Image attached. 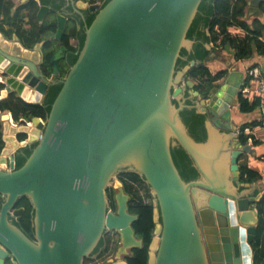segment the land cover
Returning a JSON list of instances; mask_svg holds the SVG:
<instances>
[{
  "label": "water",
  "instance_id": "obj_1",
  "mask_svg": "<svg viewBox=\"0 0 264 264\" xmlns=\"http://www.w3.org/2000/svg\"><path fill=\"white\" fill-rule=\"evenodd\" d=\"M63 1L82 19L84 11L97 12L64 79L58 78L64 45L53 54L48 79L41 69L44 42L30 47L0 32V102L15 94L41 105L49 88L62 86L46 121L16 123L10 113L2 115L0 264L8 252L14 264H84L110 231L121 237L119 254L142 248L132 228L137 216L129 213L122 185L117 212L109 206L107 189L123 171L142 176L153 194L157 225L148 264H253L259 222L253 205L260 197L253 184L241 181L239 163L254 153L232 123L244 74L229 73L220 89L204 98L186 80L195 61L176 71L182 50L193 49L187 35L203 0H110L102 9ZM262 1L249 2L248 19L259 14ZM49 13L51 8L41 6L39 21ZM56 21L60 40L67 23L64 6ZM188 89L201 98L194 106L187 105ZM185 109L208 116L204 142L191 136L181 117ZM36 143L16 169L17 153ZM175 147L192 160L196 180L182 178ZM23 197L34 208L36 241L10 221L19 215L14 208Z\"/></svg>",
  "mask_w": 264,
  "mask_h": 264
},
{
  "label": "trees",
  "instance_id": "obj_2",
  "mask_svg": "<svg viewBox=\"0 0 264 264\" xmlns=\"http://www.w3.org/2000/svg\"><path fill=\"white\" fill-rule=\"evenodd\" d=\"M251 0H203L199 7L198 14L188 32V39L194 41L193 49L188 52L183 49L181 58L178 60L176 71H182L191 61L196 65L186 74L187 81L195 83V91H198L202 97L208 98L209 95L216 92L225 82L229 75V68L224 54L235 52L232 56L233 62L252 61L256 56H264V4L260 6L261 15L258 17L247 18L249 2ZM19 0H0V32L8 38L16 35L27 46L34 47L46 39V36H54L57 32V24L52 23L40 24L38 21L39 6L30 2L25 6L16 8ZM46 5L52 4L50 0H43ZM63 7L59 4L53 7L55 12ZM24 13V14H23ZM6 18V19H5ZM93 18L89 20V26ZM26 20V21H25ZM74 21V20H73ZM6 26L10 30L5 29ZM21 32V33H19ZM78 37L80 45L76 48L70 46V39ZM85 34L76 31L75 24L68 25L61 42L68 47L69 66H73L78 59L79 53L84 46ZM207 45H212L208 50ZM52 41L46 42V48L51 50L45 57L42 68L50 75L53 67L51 60L53 57ZM229 46V51L227 50ZM215 54L219 67L212 68L209 66L210 57ZM65 65V64H64ZM253 67H257L254 66ZM264 76V72L262 73ZM251 87V93L245 94L246 87ZM62 86L49 88L44 101L41 105H32L23 102L15 94H11L8 99L0 102V153L3 149V121L2 115L10 113L16 123L22 119L31 122L33 119L47 120L52 105L57 98ZM4 85L0 83V92ZM177 104L176 102H174ZM187 105L194 106L191 102ZM261 105V98L254 92V81L245 76L241 90L236 97L234 109L242 116H249L258 113ZM181 117L186 124L191 136L197 142H204L207 138L205 122L207 115L198 114L195 109H185ZM255 123H245L238 126L240 142L243 145L254 139L253 135L245 134L246 128H253ZM25 140V136H20ZM255 144H259L255 142ZM37 143L32 147L21 149L16 155V169H20L30 155ZM174 162L186 182L194 181L199 177L198 171L193 167V162L182 148L175 147L172 149ZM241 181L243 183L254 184L261 180L260 174L255 171L247 162L242 163L240 158ZM135 174V172H127ZM150 188V187H149ZM27 212L21 226L30 238H33L32 219L33 209L29 201L25 202ZM154 205L138 204L129 205V213L137 216L133 222L132 228L137 240L142 241V248H133L130 256L126 257L128 264H148L149 251L151 242L156 232V222L154 220ZM256 210L259 214V222L256 226V237L252 243L253 264H264V198L256 204ZM105 240L102 239L95 250V256L103 247Z\"/></svg>",
  "mask_w": 264,
  "mask_h": 264
},
{
  "label": "rangeland",
  "instance_id": "obj_3",
  "mask_svg": "<svg viewBox=\"0 0 264 264\" xmlns=\"http://www.w3.org/2000/svg\"><path fill=\"white\" fill-rule=\"evenodd\" d=\"M224 57L227 65L230 61V66H232L233 62L231 56L229 54H224ZM237 116L239 119L244 117L240 114H237ZM127 172L132 171L120 172L115 176L114 181L107 189L110 210L114 213L118 210V202L116 199L119 194L118 184L122 185L124 194L129 196L128 207L129 205L134 206L138 204L153 205V194L143 177L137 173L132 174ZM103 239L105 240L104 247L95 256L87 258L84 264H117L119 261H124L127 255L118 253L122 248L120 235L115 231H110L104 235ZM130 251L131 249L127 250L128 254Z\"/></svg>",
  "mask_w": 264,
  "mask_h": 264
},
{
  "label": "flooded vegetation",
  "instance_id": "obj_4",
  "mask_svg": "<svg viewBox=\"0 0 264 264\" xmlns=\"http://www.w3.org/2000/svg\"><path fill=\"white\" fill-rule=\"evenodd\" d=\"M77 1H80V0H77ZM81 1H83L84 3H87L89 6H93V5H96V4H100V6H101V9L110 1V0H97L96 2L94 1V0H81ZM50 2L52 3V4H50V5H47V6H49L51 9H52V11H53V15H54V17H55V22H56V24H57V21H56V15H57V12H55L54 10H53V7L56 5H58V3L59 4H62L63 6H64V14H66L67 15V23H66V27H65V31H64V34H65V32H66V29L68 28V25H71V24H75V29H76V31H81V32H83L84 34H85V31H86V26H89V20H90V18H93L94 17V19H95V17H96V15H97V12H95V13H90L89 11H84L83 13H84V18L82 19V18H80V17H78L77 15H75L74 14V11H73V9H72V7H68V6H66V2L65 1H61V0H50ZM264 4V1H262L260 4H259V6H258V8L260 7V6H262ZM59 13H61V12H59ZM260 8H259V14L258 15H256V16H252V17H258V16H260ZM93 19V20H94ZM44 20H45V18H44ZM74 20V21H73ZM44 22V21H43ZM87 22V23H86ZM93 22V21H92ZM5 29L7 30V31H9L10 30V28L8 27V26H6L5 27ZM57 30H58V26H57ZM57 33V32H56ZM56 35V34H55ZM55 35L54 36H46V39L44 40V41H42V42H44V49H43V55H44V60H43V62H45V57L47 56V54L51 51V50H48L45 46H46V42H47V40L48 41H52V45H54V44H56L55 45V48L53 49L52 48V51H53V54H54V52H56V51H58V49L62 46V45H64L65 47H66V49H67V53H66V56H65V59H62L61 61H60V66H61V74L58 76V78L59 79H64L65 77H66V75L68 74V72H69V70L71 69V67L69 66V61H68V47L64 44V43H62L61 42V40L62 39H56L55 38ZM63 37H64V35H63ZM13 38V37H12ZM12 38H10V39H12ZM72 39H74L75 41H76V45H73V43H72ZM85 41V40H84ZM80 40H79V38L78 37H76V36H74V37H72L71 39H70V46L71 47H74V48H76V47H78L79 45H80ZM53 47V46H52ZM48 50V51H47ZM235 53V52H234ZM236 55V53L235 54H233L232 53V56H235ZM231 56V55H230ZM232 56H231V58H232ZM65 64V65H64ZM234 64V63H233ZM44 65V64H43ZM41 69H42V73L48 78V79H52L53 78V76H52V71H51V73H50V75H48L47 74V72L41 67ZM53 70V69H52ZM235 72H241V70L240 69H237V70H235ZM242 73V72H241ZM241 90V89H240ZM186 99H188L187 100V102L189 101V102H191V104H196V103H199V101L201 100V98H199V97H194L192 94H190V89H188L187 91H186ZM232 123L234 124V120H233V113H232ZM21 140H22V138H20ZM27 200L29 201V203L31 204V206H32V209H33V211H34V208H33V205H32V203L30 202V200L28 199V198H26V197H23V198H19L18 199V201H17V203H16V205H15V208H14V210H17V211H19V215L17 216V217H14V218H10V221L14 224V225H16L27 237H29L28 236V234L25 232V230L23 229V227L21 226V224H23V221H24V219H25V216H26V212H27V206L25 205V202L27 203ZM5 200H4V198L2 197V196H0V207H1V205L3 204V202H4ZM34 214L35 213H33V219H32V223H33V220H34ZM32 229H33V238H30L32 241H36L35 240V237H34V228H33V224H32ZM8 254H9V256H7L6 258H5V260H4V264H14L15 263V260H14V258H12V256L10 255V253L8 252ZM128 256H130V253L126 256V257H128ZM124 261H126V258H124ZM127 262V261H126Z\"/></svg>",
  "mask_w": 264,
  "mask_h": 264
},
{
  "label": "crops",
  "instance_id": "obj_5",
  "mask_svg": "<svg viewBox=\"0 0 264 264\" xmlns=\"http://www.w3.org/2000/svg\"><path fill=\"white\" fill-rule=\"evenodd\" d=\"M30 2L36 3L39 6V9L41 6H47L46 4L43 3V0H19L18 4L16 5V8L25 6L26 4H28ZM53 14L54 13L51 9V13L47 14L43 23H52L55 20V17ZM247 15H248V11H247ZM251 18H253V17H251ZM39 23L42 24L41 22H39ZM72 43H73V45H76V41L74 39H72ZM55 45L56 44L53 45V47H52L53 49L55 48ZM210 46L212 49V45H210ZM212 54H214V53H212ZM210 60H211L209 63L210 67H212V68L219 67V63L216 62L217 58L215 57V54L211 55ZM233 63L234 64H232V66H230V61L228 62L229 73H233V72L235 73V70L240 69L241 72L244 74V78H245V71L248 68L253 67V65L259 67L264 72V56L258 55L252 61L233 62ZM237 111H238V109L233 108V111H232L233 120H234V124L236 126H240V125H243L245 123H251L252 124V123L256 122V124L253 128L252 127L249 128L251 130L250 135L254 136V139L253 140L251 139L249 141V143L252 145V151L254 153V157H251L249 155H244L242 157V163L247 162L255 171H257L260 174L261 180L257 183H254L253 187L257 193L256 197H260V200H261L264 198V127H263L261 120H260V118H261L260 112L258 111V113H255V114L249 115V116H244L243 118L241 117L239 119V117L237 116V114H239V113ZM255 142H258L259 144H255ZM258 202H256L253 205V208L255 210H256V204ZM244 238H245V236L243 235V239ZM251 256L253 257V249H252Z\"/></svg>",
  "mask_w": 264,
  "mask_h": 264
},
{
  "label": "built area",
  "instance_id": "obj_6",
  "mask_svg": "<svg viewBox=\"0 0 264 264\" xmlns=\"http://www.w3.org/2000/svg\"><path fill=\"white\" fill-rule=\"evenodd\" d=\"M262 73L263 71L259 67H250L245 71V76H247V78H249L250 80L254 81L255 94H257L261 98L259 112L261 117L260 120L264 127V76H262ZM251 91V87L248 86L245 88L244 93L250 94ZM245 134L250 135L251 130L249 128H246Z\"/></svg>",
  "mask_w": 264,
  "mask_h": 264
},
{
  "label": "bare ground",
  "instance_id": "obj_7",
  "mask_svg": "<svg viewBox=\"0 0 264 264\" xmlns=\"http://www.w3.org/2000/svg\"><path fill=\"white\" fill-rule=\"evenodd\" d=\"M261 15V14H260ZM6 19V18H5ZM26 21V20H25ZM87 23V22H86ZM90 23V22H89ZM19 33H21V32H19ZM13 37V36H12ZM48 51V50H47ZM53 54V53H52Z\"/></svg>",
  "mask_w": 264,
  "mask_h": 264
}]
</instances>
